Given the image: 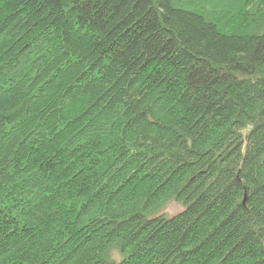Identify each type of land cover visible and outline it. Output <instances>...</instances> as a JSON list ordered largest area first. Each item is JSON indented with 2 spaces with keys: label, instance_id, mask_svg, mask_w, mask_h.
I'll use <instances>...</instances> for the list:
<instances>
[{
  "label": "trees",
  "instance_id": "16d2710c",
  "mask_svg": "<svg viewBox=\"0 0 264 264\" xmlns=\"http://www.w3.org/2000/svg\"><path fill=\"white\" fill-rule=\"evenodd\" d=\"M0 264H264V0H0Z\"/></svg>",
  "mask_w": 264,
  "mask_h": 264
},
{
  "label": "rangeland",
  "instance_id": "374dc122",
  "mask_svg": "<svg viewBox=\"0 0 264 264\" xmlns=\"http://www.w3.org/2000/svg\"><path fill=\"white\" fill-rule=\"evenodd\" d=\"M168 215H174L175 213L180 211V206H178L175 203L169 204L165 210H164Z\"/></svg>",
  "mask_w": 264,
  "mask_h": 264
}]
</instances>
